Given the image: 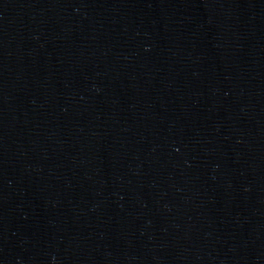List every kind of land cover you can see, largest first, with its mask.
I'll return each mask as SVG.
<instances>
[{"label":"water","instance_id":"1","mask_svg":"<svg viewBox=\"0 0 264 264\" xmlns=\"http://www.w3.org/2000/svg\"><path fill=\"white\" fill-rule=\"evenodd\" d=\"M0 264H264V0H0Z\"/></svg>","mask_w":264,"mask_h":264}]
</instances>
